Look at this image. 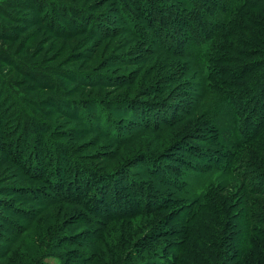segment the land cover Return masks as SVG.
Masks as SVG:
<instances>
[{"label": "rangeland", "instance_id": "1", "mask_svg": "<svg viewBox=\"0 0 264 264\" xmlns=\"http://www.w3.org/2000/svg\"><path fill=\"white\" fill-rule=\"evenodd\" d=\"M158 2L166 14L182 11L176 0ZM135 3L0 0V253L10 251L0 264L167 263L179 243L160 235L185 224L161 222L165 203L203 194L227 205L243 195L264 201L238 178L264 173L255 162L264 127L249 125L256 102L244 92L255 81L241 73L264 57V44L256 56L246 51L257 31L228 25L241 43L233 57L219 51L225 77L218 67L212 77L190 55L180 17L132 13ZM106 205L152 208L100 217Z\"/></svg>", "mask_w": 264, "mask_h": 264}, {"label": "trees", "instance_id": "2", "mask_svg": "<svg viewBox=\"0 0 264 264\" xmlns=\"http://www.w3.org/2000/svg\"><path fill=\"white\" fill-rule=\"evenodd\" d=\"M182 11L176 8L169 9V14H166L161 9L162 3H157V0H136V6L131 4L132 13L143 11L144 14L155 17L172 16L173 12L177 17L182 19L181 24L186 25L187 33L193 35L192 43L188 44L190 55L203 65L205 74L214 76L215 67L222 69L226 62V56L219 51L230 53L228 57H233L237 52L236 45L240 44V36L236 35L231 29H227L228 25L234 28H245L246 24L254 27L257 32H251L253 42L256 43L255 49H247L246 51L251 56L258 55L254 51H260V44H264V22L261 18H256V14L264 15V3L258 0H176ZM255 1V2H253ZM259 3V4H258ZM126 5V3L124 2ZM122 4L124 8H129ZM131 10V8H129ZM263 11V12H262ZM255 17V18H254ZM188 20V21H187ZM131 25L137 22V19L131 21ZM165 25L154 21L149 27ZM133 26H129V29ZM157 27V29H158ZM180 32V27L177 24L172 25ZM143 37L139 30H132ZM261 37H256L260 34ZM226 39L228 42H223ZM162 43V42H160ZM234 43V44H230ZM245 43V42H244ZM170 44V43H168ZM171 47V45H170ZM168 50V49H166ZM253 51V52H252ZM246 53V52H244ZM223 55V56H222ZM259 61L254 62L256 65L249 66L252 62L245 65L242 64V71L246 75V79L255 81L250 86H245V93L249 97L246 101L255 100L254 118L249 122L253 125L257 119L264 127V57ZM245 66V67H244ZM222 79L225 77L226 70L222 69ZM217 73V72H216ZM236 73V72H235ZM17 98V96H15ZM27 129L29 124H34L31 121L26 122ZM250 130L247 132L249 133ZM251 134V132H250ZM249 134V135H250ZM240 135V139H241ZM231 146L236 145L239 141L231 138L229 135ZM262 139L260 138L258 140ZM234 140V141H233ZM250 143V142H249ZM219 149V148H218ZM220 150V149H219ZM3 151V150H2ZM219 152V151H217ZM223 152V151H222ZM224 157L230 153L223 152ZM223 158V157H222ZM255 158V157H254ZM15 163L20 161L19 154L13 158ZM214 159H217L215 157ZM221 158L218 157V162ZM255 162L263 163L264 155L257 154ZM230 161V160H229ZM229 161L222 162V166L228 165ZM227 169V168H221ZM238 178L252 181L249 192L252 196L264 194V173L254 170L251 174H245L244 178ZM257 178V179H255ZM212 189V188H211ZM257 191V192H256ZM213 193V191H212ZM247 193V192H246ZM241 196V194H240ZM237 199L239 195L235 196ZM243 195L234 204H228V200L218 196L214 198L212 194L199 196L196 201L190 204H184L180 201L174 203H165L164 209H170V212L164 217V223L168 225L185 224L184 229L169 232H162L160 237L169 239H178L179 247H175V256L169 258L162 264H264V217H257L259 213L264 216V201L252 199ZM152 207L142 206V209H135L132 212L116 211L111 213L108 211V206L102 207L105 212L100 213V217H123L126 215H138L148 211ZM155 208H158L156 205ZM232 208V209H231ZM153 211V210H152ZM238 215H233L234 212ZM227 212V213H223ZM233 212V213H232ZM186 218H178L176 215L185 214ZM123 214V215H121ZM120 215V216H119ZM4 215L0 212V220ZM55 234V233H54ZM46 250H42V255ZM10 252V251H9ZM2 251L0 258L9 253ZM44 253V254H43ZM21 260V259H20ZM27 264H37L28 261ZM20 264V263H19ZM23 264V263H22ZM63 261L61 259V263Z\"/></svg>", "mask_w": 264, "mask_h": 264}]
</instances>
